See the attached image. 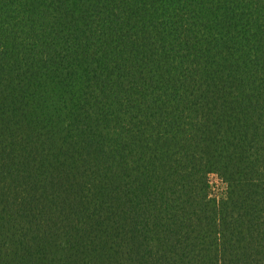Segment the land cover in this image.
Returning <instances> with one entry per match:
<instances>
[{
  "label": "trees",
  "instance_id": "1",
  "mask_svg": "<svg viewBox=\"0 0 264 264\" xmlns=\"http://www.w3.org/2000/svg\"><path fill=\"white\" fill-rule=\"evenodd\" d=\"M0 264H264V0H0Z\"/></svg>",
  "mask_w": 264,
  "mask_h": 264
},
{
  "label": "rangeland",
  "instance_id": "2",
  "mask_svg": "<svg viewBox=\"0 0 264 264\" xmlns=\"http://www.w3.org/2000/svg\"><path fill=\"white\" fill-rule=\"evenodd\" d=\"M213 180L216 183L215 185H218L217 186L218 193L222 195L225 192V187H226L225 184L221 179H217L216 177Z\"/></svg>",
  "mask_w": 264,
  "mask_h": 264
}]
</instances>
